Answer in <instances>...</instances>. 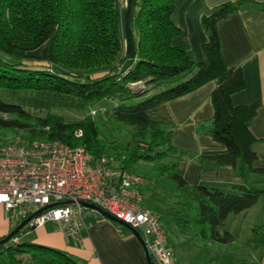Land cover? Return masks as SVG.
<instances>
[{
    "label": "trees",
    "instance_id": "obj_1",
    "mask_svg": "<svg viewBox=\"0 0 264 264\" xmlns=\"http://www.w3.org/2000/svg\"><path fill=\"white\" fill-rule=\"evenodd\" d=\"M248 1L223 2L201 17L208 38L202 45L204 59L195 61L171 42L181 32L172 19L174 0H136L131 21L137 43L131 56L118 35L116 0H0V91L46 93L101 107L95 114L102 110L103 123L110 126L105 135L95 117L70 122L53 112L41 116L0 95V143L22 131V142L57 139L84 145L93 156H114L123 168L145 177L144 205H182L186 216L184 221L175 217L176 222L186 224L200 246L232 243L235 238L225 227L228 216L264 196V183L248 181L252 172L264 175V167L254 166L253 149L264 139L250 129L260 102H232V94L244 88V77L240 63H225L218 34L220 23ZM46 42V62L25 64L39 60L34 52ZM211 80L217 83L210 95L214 114L196 122L195 130L224 149L182 150L173 144L171 128L150 113ZM150 90L154 92L147 95ZM77 129L81 136H76ZM113 135L128 140L125 145L112 143ZM185 154L231 166L244 184L220 188L188 183L178 168ZM0 256L5 264H85L65 251L28 241L2 244Z\"/></svg>",
    "mask_w": 264,
    "mask_h": 264
},
{
    "label": "crops",
    "instance_id": "obj_2",
    "mask_svg": "<svg viewBox=\"0 0 264 264\" xmlns=\"http://www.w3.org/2000/svg\"><path fill=\"white\" fill-rule=\"evenodd\" d=\"M227 1L236 0H174L172 19L181 32L172 38V44L183 47L193 60L202 61V45L208 37L201 17ZM124 2L126 6L127 1ZM135 2L129 0L128 8L121 9L123 18L118 15L117 19L119 37L123 32L131 41L130 50L124 49L127 56L135 52L137 43V32L131 21L136 10ZM218 34L225 63L228 66L240 63L244 77V88L233 93L231 100L236 105L260 102L250 129L256 138L264 139V0L242 4L220 23ZM47 47L48 44L40 51L46 54ZM128 62L129 57L125 63ZM216 86V81L211 80L192 92L160 104L150 113L153 119L171 128L172 142L176 147L191 153L224 149L210 135L199 134L195 130L196 122L209 119L214 114L210 95ZM253 149L257 154L254 166L264 167V141L254 143ZM178 168L187 182L193 185L228 188L244 184L231 166H217L208 159L200 162L185 154L179 160ZM248 181L264 183V175L252 172ZM159 210L174 250L173 264H264V196L247 210L228 216L225 227L235 238L232 243L208 247L200 246L194 240L186 224L175 221L169 206ZM84 217L87 227L77 238L66 236L55 224L48 222L22 231L20 241L65 251L85 264H148L143 245L128 227L92 208L85 210ZM18 224L8 219L0 205V238ZM24 236L27 238L23 239Z\"/></svg>",
    "mask_w": 264,
    "mask_h": 264
},
{
    "label": "built area",
    "instance_id": "obj_3",
    "mask_svg": "<svg viewBox=\"0 0 264 264\" xmlns=\"http://www.w3.org/2000/svg\"><path fill=\"white\" fill-rule=\"evenodd\" d=\"M75 134L81 136V129ZM145 183L142 174L123 168L114 156H93L84 145L40 138L22 142L19 137L0 143V205L10 221L20 223L57 203L25 225L35 228L51 222L66 236L77 238L87 227L84 212L89 207L82 202H88L136 228L153 264H173L164 224L144 205ZM20 232L9 242L18 243Z\"/></svg>",
    "mask_w": 264,
    "mask_h": 264
},
{
    "label": "rangeland",
    "instance_id": "obj_4",
    "mask_svg": "<svg viewBox=\"0 0 264 264\" xmlns=\"http://www.w3.org/2000/svg\"><path fill=\"white\" fill-rule=\"evenodd\" d=\"M127 4L125 6V2L124 0H116V8H117V12L120 18H123V14H122V7L124 9L128 8L129 5V0H126ZM122 21V19H121ZM123 29H121L122 31ZM120 37L124 46V49L129 51L131 48V41L129 39V37L126 34H123V32H120ZM44 46L46 45H42L41 47H39V49H37L36 51V56L39 58V60H26L25 64L33 66V67H38V65H42L44 64L46 61V54H44L43 50ZM154 92V90H150V92L147 94H152ZM0 95L2 96V98L9 100V101H15V102H19L21 104H23L25 107H27L33 114H38V115H44L47 112H53V113H57L60 114L62 116L65 117V119L67 121L70 122H76V121H80L83 118H87V117H95L100 124H102V130L103 133L106 135L108 134V131L110 130V126L108 124H104L103 123V118L100 115V111H98L95 115L91 113V110H99L101 109V107H88L84 104H82L81 102L72 99V98H65V97H56V96H52L50 94H46V93H37V92H33V91H19V92H10V91H0ZM146 95V96H147ZM145 97V96H143ZM140 98V99H143ZM24 133L22 131H20L19 133H17V137L21 138V136ZM112 143H117L119 145H125L127 142V138H122L116 135H113L110 137L109 139ZM146 164V165H145ZM145 166H148L149 163H144ZM156 184L159 185V188L162 189L163 185L161 184L160 181H155ZM147 196L149 197V193L147 194ZM158 200L160 201V198H158ZM148 204V201H147ZM147 206V205H146ZM165 206V205H164ZM164 206L159 203L156 206L153 207H148L149 209L151 208L152 211L154 213H156L159 217L162 216V213H160V208L164 209ZM171 209V214L174 215V219L176 217V219L178 221H184L183 217L186 216L185 213V209L182 205L180 204H174L173 206H170ZM161 215V216H160ZM183 216V217H182ZM175 219V221H177ZM165 227V226H164ZM12 230V229H11ZM11 230H9L8 232H6V234H8L9 232H11ZM19 233V232H18ZM5 234V235H6ZM22 234V232H20V235ZM27 236H24L23 239H26ZM23 241V240H22ZM2 247V244H0V248ZM5 258H2V264H5Z\"/></svg>",
    "mask_w": 264,
    "mask_h": 264
},
{
    "label": "water",
    "instance_id": "obj_5",
    "mask_svg": "<svg viewBox=\"0 0 264 264\" xmlns=\"http://www.w3.org/2000/svg\"><path fill=\"white\" fill-rule=\"evenodd\" d=\"M67 203H70L71 200H68L66 201ZM57 203H51L47 206H45L44 208H47L49 206H53V205H56ZM83 205H85L86 207H89V208H92V209H95L97 211H99L101 214H103L104 216L110 218V219H113V220H116V221H119L120 223H122L123 225H125L126 227H128L133 233L134 235L138 238V240L141 242V244L143 245L144 247V250H145V253H146V258H147V262L148 264H153L152 260H151V257L149 255V252H148V249L144 243V240L140 234V232L132 227L130 224L124 222V221H121L117 218H115L113 215L109 214L108 212H106L105 210H103L102 208H100L99 206H96L94 204H91V203H88V202H82ZM44 208H41L37 211H35L34 213H32L31 215H29L27 218H25L24 220H22L17 226H15L11 232H9L6 236L0 238V244H4L6 242H8L10 240V238L15 235L16 233H18L20 230L21 231H27L29 230V226L28 225H25L33 216L37 215L38 213H40Z\"/></svg>",
    "mask_w": 264,
    "mask_h": 264
}]
</instances>
